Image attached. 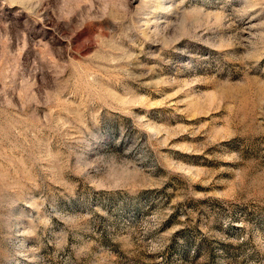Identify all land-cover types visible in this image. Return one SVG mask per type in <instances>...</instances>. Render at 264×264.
<instances>
[{"label": "rangeland", "instance_id": "obj_1", "mask_svg": "<svg viewBox=\"0 0 264 264\" xmlns=\"http://www.w3.org/2000/svg\"><path fill=\"white\" fill-rule=\"evenodd\" d=\"M0 264H264V0H0Z\"/></svg>", "mask_w": 264, "mask_h": 264}]
</instances>
